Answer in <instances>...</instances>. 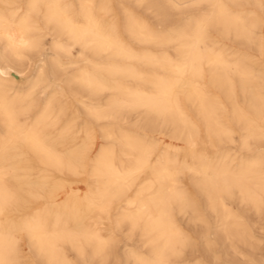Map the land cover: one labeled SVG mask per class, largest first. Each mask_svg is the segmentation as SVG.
I'll use <instances>...</instances> for the list:
<instances>
[{"label": "bare ground", "instance_id": "6f19581e", "mask_svg": "<svg viewBox=\"0 0 264 264\" xmlns=\"http://www.w3.org/2000/svg\"><path fill=\"white\" fill-rule=\"evenodd\" d=\"M130 2L152 5L0 0V264L106 262L124 224L134 264H190L182 175L227 238L248 236L236 200L264 210V0H166L181 16L155 25Z\"/></svg>", "mask_w": 264, "mask_h": 264}, {"label": "rangeland", "instance_id": "374dc122", "mask_svg": "<svg viewBox=\"0 0 264 264\" xmlns=\"http://www.w3.org/2000/svg\"><path fill=\"white\" fill-rule=\"evenodd\" d=\"M168 5L166 0H152L151 8L147 10L143 6L138 7L133 2H130V6L137 14L146 17L154 25L159 23L162 18H165L166 14H168L169 20L180 18L181 13L179 11L169 10ZM205 9H207V4L205 3L192 6L190 13L197 14V12ZM156 10H159V16L155 14ZM215 34L218 35L217 32ZM223 42L229 43L232 47L237 46L246 51H252V53L258 54V51L252 48L238 46L239 43H236L233 39H223ZM210 88L214 94L220 95L217 88L212 85H210ZM224 101L227 107H229L227 99ZM172 134V129L168 127L163 128L162 133L155 135L161 139L160 146L162 148L169 147L175 149V151L182 150L186 144L180 139L173 138ZM235 135L236 146H239L240 135L238 133ZM260 145H264V140L260 142ZM83 177L81 184H77V187L83 188L84 193L88 190L90 178L87 174ZM181 178L184 180L185 185L191 188V192L194 193L199 210L203 214L206 222L191 221L189 216H178L181 225H183L182 227L190 236V244L184 248L181 258L176 260L189 261L190 264H264V210L258 213L250 205L241 204L239 200H236L235 206L242 216V220L244 221L243 227L246 228L248 236L246 239L227 238L226 233L222 230L223 226L217 220V215L209 207L206 196L197 191L190 176L182 175ZM68 189L69 187L64 190L68 191ZM115 213L116 211H113V214ZM112 218H115V215ZM104 232L108 233L107 230H104ZM115 234L117 237L113 243V255L109 260L102 262L100 257L91 259L88 254L87 259L89 260L86 262L79 261L78 264H134V260L130 256L132 250L143 253L148 251V247L144 246L143 240L141 239L140 232H131L128 225L124 224L121 230L118 231L117 229ZM22 249H24L22 252L24 256L21 260H27V256L31 253L26 243L23 244Z\"/></svg>", "mask_w": 264, "mask_h": 264}]
</instances>
